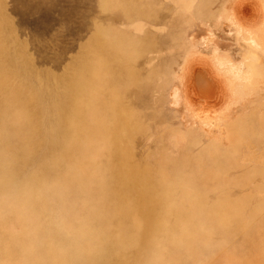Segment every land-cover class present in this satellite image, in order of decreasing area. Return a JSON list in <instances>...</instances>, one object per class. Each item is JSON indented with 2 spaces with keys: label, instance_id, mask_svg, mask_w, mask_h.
Wrapping results in <instances>:
<instances>
[{
  "label": "rangeland",
  "instance_id": "obj_1",
  "mask_svg": "<svg viewBox=\"0 0 264 264\" xmlns=\"http://www.w3.org/2000/svg\"><path fill=\"white\" fill-rule=\"evenodd\" d=\"M215 57L264 65V0H0L10 264H264V70Z\"/></svg>",
  "mask_w": 264,
  "mask_h": 264
},
{
  "label": "bare ground",
  "instance_id": "obj_2",
  "mask_svg": "<svg viewBox=\"0 0 264 264\" xmlns=\"http://www.w3.org/2000/svg\"><path fill=\"white\" fill-rule=\"evenodd\" d=\"M113 49H115V46L113 45ZM213 61H212V65H214V64H216L215 66H217L218 68H215V69H217V70H220L222 73H227V74H224L225 75V78L227 77V80L230 82H232V80H231V75H235L236 77H244V75L245 74H242V70H243V65H246V63H248L247 61H244V62H242L241 64H237L235 61H233V60H229V59H221L220 57H215V58H213L212 59ZM213 62H215L214 64H213ZM214 66V67H215ZM248 68H249V70H264L263 68H264V65H263V63H253V64H250V63H248ZM206 71H208V69L206 70ZM211 71V70H210ZM220 71H218V73L220 74V76H222L223 74L222 73H220ZM209 73L210 72H208V75H209ZM206 74V73H205ZM211 74V73H210ZM222 74V75H221ZM231 74V75H230ZM99 74H97L96 76H95V78L93 79V82H96L98 79H97V76H98ZM209 76H212V75H209ZM219 76V75H218ZM217 76V77H218ZM235 76H233V78L235 77ZM208 77V76H207ZM214 77V74H213V76H212V78ZM231 77V78H230ZM235 77V78H236ZM219 78H223V76L222 77H219ZM219 78L217 79V80H219ZM234 78V79H235ZM245 78V77H244ZM243 78V79H244ZM208 80V79H207ZM226 79H224V82H226L227 81ZM208 81H210V80H208ZM213 81H215L216 82V77H215V79L213 80ZM209 82V83H212L213 85H215L216 83L215 82ZM221 81V80H220ZM223 81V80H222ZM229 82H227V83H229ZM230 82V83H231ZM215 83V84H214ZM219 83V82H218ZM217 83V84H218ZM5 85V82H4V80H1L0 79V87H3ZM23 85V84H22ZM230 85V84H229ZM232 86V85H231ZM217 87H218V85H217ZM242 88V87H241ZM30 88H28V90H29ZM232 90V89H231ZM28 91L26 90V88L24 87V85L23 86H19V87H17V88H15L14 90H13V92L10 94V96L8 97V100H7V102H9L10 103V105H14L15 103H18V102H22V103H26V98H25V96H26V94H29V93H27ZM30 92V91H29ZM32 93H33V95L34 94H38V93H34V91H32ZM76 93H77V90H76ZM76 93L74 94V95H76ZM24 94H25V96H24ZM23 96H24V98H23ZM20 97V98H19ZM117 99V98H116ZM34 108V107H33ZM26 110H29V107H21L20 108V110H18V114H20V113H23V111H25L22 115H25V113H26ZM124 111H125V109L122 107V106H120V107H118L116 110H115V112H117L120 116H121V118H123V121L121 122V123H123V124H127V122H126V119H125V113H124ZM243 111H245V110H243ZM243 111H242V113H243ZM244 114V113H243ZM22 115H18L20 118H23L22 117ZM25 117V116H24ZM111 119H113V120H115V121H113V123L111 124V126L112 127H114L113 125H120V123L118 122V119H117V116H116V113H114L113 115H112V117H111ZM233 121V120H232ZM234 122L235 123H237L236 121H233V124H234ZM226 124V123H225ZM235 125V124H234ZM221 127V126H220ZM224 127H225V125H224ZM234 126L232 125V128H233ZM224 128H222V130H223ZM227 129L230 131V129L227 127ZM227 129L225 128V130L227 131ZM223 131L224 132V134H225V132L226 131ZM238 132H239V129H238ZM235 133H237V131L235 130ZM222 134V133H221ZM224 134H222V135H224ZM232 138V137H231ZM233 138H234V136H233ZM7 235H5V234H0V264H10V262H11V260H12V258L14 257V255H18V254H20V255H22V257L24 258V256H27V252H26V249H25V246H24V244H21L20 242L18 243V245L16 244V239H14L13 237H6ZM21 246V247H20ZM20 247V248H19ZM16 253V254H15Z\"/></svg>",
  "mask_w": 264,
  "mask_h": 264
},
{
  "label": "crops",
  "instance_id": "obj_3",
  "mask_svg": "<svg viewBox=\"0 0 264 264\" xmlns=\"http://www.w3.org/2000/svg\"><path fill=\"white\" fill-rule=\"evenodd\" d=\"M32 90V89H31ZM29 91H30V89H29ZM34 91V93L36 92L35 90H33ZM29 94H32L31 92H28ZM38 95V94H37Z\"/></svg>",
  "mask_w": 264,
  "mask_h": 264
}]
</instances>
